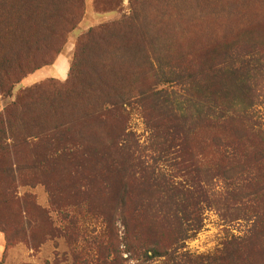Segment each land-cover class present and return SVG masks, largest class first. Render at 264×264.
<instances>
[{"label":"rangeland","instance_id":"1","mask_svg":"<svg viewBox=\"0 0 264 264\" xmlns=\"http://www.w3.org/2000/svg\"><path fill=\"white\" fill-rule=\"evenodd\" d=\"M14 1L19 13L11 14ZM10 2L0 12L1 54L10 57L27 39L29 52L9 63L10 81L0 84V264L172 263L155 248L190 258L183 264H264V190L251 205L261 214L257 242L225 259L224 243L247 235L245 213L182 198L194 185L192 156L203 167L199 184L222 193L223 180L204 168L226 163L212 137L234 141L237 130L247 137L237 158L252 167L250 189H264V96L248 119L223 130L203 123L181 143L175 165H154L176 184L172 201L161 198L166 186L125 166L124 148L130 134L148 155L155 135L178 122L151 99L163 89L185 94L157 82L159 61L198 72L230 48L264 52V0H56V11L51 0ZM91 31L103 35L85 48L73 77ZM239 173L235 186L246 176ZM182 209L203 216L197 234L178 237Z\"/></svg>","mask_w":264,"mask_h":264},{"label":"trees","instance_id":"2","mask_svg":"<svg viewBox=\"0 0 264 264\" xmlns=\"http://www.w3.org/2000/svg\"><path fill=\"white\" fill-rule=\"evenodd\" d=\"M9 2L10 0H0V12L6 14L11 9V14L14 10L19 13L20 1L10 2V9L8 7L7 12L2 11L4 3L8 5ZM39 4L37 7H40ZM51 4L53 11H56V0H51ZM227 12L230 13L231 10H227ZM102 35V33L96 34L94 31L89 33L88 39L84 41L83 48H81L79 55L75 57L70 67L73 77L82 73L80 55L87 46L91 47L90 45L99 43ZM28 44L29 39L25 41L24 46ZM24 46L18 48L16 46V48L7 50L10 52V57L2 55V48L0 49V84L4 80L10 81L9 69L11 70V67L9 63L13 65L18 58L20 59L25 51ZM250 50L245 48L225 50L219 61L207 68L201 67L198 72L180 67L166 68L162 61H159L156 71L157 82L164 86L177 85L185 94H170V91L163 89L152 95L151 99L154 102L156 112L169 121L178 122H171L168 130L162 134L155 135L151 131L153 136H158V140L155 142V149H150L151 151L148 153V155L151 154L150 156L144 155L143 150L145 148L141 147L139 141L133 142L130 134L126 135L124 148L125 166L126 164L129 165V170L138 171L140 175L143 173L149 175L150 182L161 183L166 186L164 187L165 192L161 195L162 200H174V186L176 184L169 174L164 171L166 169L154 165L163 159L167 163L170 161V165H175V159L180 154L181 143L186 137L193 135L197 129L200 130L203 123H206L212 129L223 130L235 119H248L252 116L248 110L249 106L264 96V52L258 49ZM224 79L226 80L224 81ZM216 84L217 88H215ZM73 92H69L67 95ZM234 133L236 135L234 141L226 140L219 135L212 137L213 145L226 163H221L215 168H204V172L208 176L215 173L219 179L223 180L226 188L223 189L222 193L213 192L209 187V183H204V187L199 184L197 180L203 167L201 168L198 159H194V156H192L188 160V172L195 178L194 185L185 190L182 195L185 200L214 204L220 208L233 206L236 211L245 213L243 220L250 223L247 235L245 237H234L224 243L220 255L223 259L229 258L235 252L253 244V242L256 243V237L254 236L261 233L259 225L261 214L259 215L251 205L259 200L256 201L254 196L261 195L264 189L259 188L261 185L258 186L259 189H250V187L255 186L251 172L252 167L247 164L246 160L237 158L238 141H245L247 137L238 130ZM158 147H162L159 152ZM123 163L124 160L119 164L123 166ZM238 173L239 176L246 173L245 178L237 180L239 187L235 186ZM233 201L237 203L233 204ZM175 215L181 225L178 237H188L190 232L197 234L203 226V216L196 214V211L187 212L182 209L181 212L177 211ZM151 252L157 257L168 258L172 262L171 264H183L188 258L185 256L179 260L177 255L167 251L160 252L156 248L152 249ZM188 259L190 260V258ZM210 263L212 262L210 261L208 264Z\"/></svg>","mask_w":264,"mask_h":264}]
</instances>
